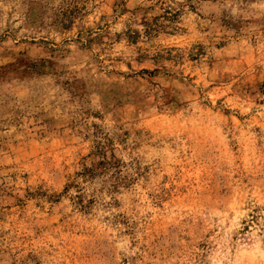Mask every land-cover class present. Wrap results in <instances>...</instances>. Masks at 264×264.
I'll use <instances>...</instances> for the list:
<instances>
[{"label":"rangeland","instance_id":"rangeland-1","mask_svg":"<svg viewBox=\"0 0 264 264\" xmlns=\"http://www.w3.org/2000/svg\"><path fill=\"white\" fill-rule=\"evenodd\" d=\"M0 264H264V0H0Z\"/></svg>","mask_w":264,"mask_h":264}]
</instances>
